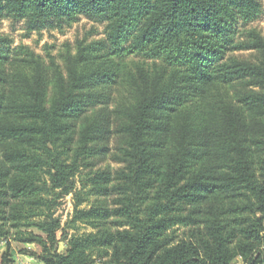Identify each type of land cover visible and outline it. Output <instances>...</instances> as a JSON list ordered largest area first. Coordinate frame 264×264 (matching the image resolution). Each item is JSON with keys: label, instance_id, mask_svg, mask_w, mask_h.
<instances>
[{"label": "trees", "instance_id": "trees-1", "mask_svg": "<svg viewBox=\"0 0 264 264\" xmlns=\"http://www.w3.org/2000/svg\"><path fill=\"white\" fill-rule=\"evenodd\" d=\"M260 13L259 0H0V20L31 30L107 23L64 68L0 37V264L12 243L42 264H264V35L237 27ZM108 158L121 167L96 169ZM71 194V224L90 231L61 254L55 208Z\"/></svg>", "mask_w": 264, "mask_h": 264}, {"label": "rangeland", "instance_id": "rangeland-1", "mask_svg": "<svg viewBox=\"0 0 264 264\" xmlns=\"http://www.w3.org/2000/svg\"><path fill=\"white\" fill-rule=\"evenodd\" d=\"M261 4L260 15L249 22L239 20L238 29L243 32L248 29H255L264 35V0H259ZM0 37H7L11 43L9 48L26 47L33 51L35 54L40 55L44 61L49 64L52 58L64 68L63 55L70 50L76 53L77 47L80 43L85 45L94 43L107 38V23L99 22L97 20L88 19L87 17L80 16L75 20L69 22H54L53 26H48L40 31L31 30L24 19H15L4 17L0 20ZM256 53L251 51L237 52L235 57L245 60H256ZM120 95H123L121 89L114 90V94L108 107L114 109ZM119 138L113 136L110 140L109 147L115 149L118 144ZM121 164L108 158L96 169L117 170ZM77 189H81L80 179H76ZM86 192V191H84ZM85 204L83 207H86ZM75 199L74 195H68L60 199L58 206L55 208V217L60 219L63 231L57 234L56 250L63 254L69 247V240L73 236L89 232L90 229L85 228L81 224L73 225L71 221L74 217ZM173 230L177 231V236L183 237L187 228L176 227ZM7 250V243L0 241V261L3 253ZM13 256L15 262L13 264H42L37 256L29 253L41 254V249L36 245H22L19 243H12ZM29 252V253H26ZM96 264H101L98 260ZM234 264H244L241 258L237 259Z\"/></svg>", "mask_w": 264, "mask_h": 264}]
</instances>
